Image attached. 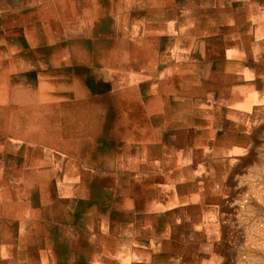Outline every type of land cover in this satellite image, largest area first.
Returning a JSON list of instances; mask_svg holds the SVG:
<instances>
[{
	"label": "crops",
	"instance_id": "crops-1",
	"mask_svg": "<svg viewBox=\"0 0 264 264\" xmlns=\"http://www.w3.org/2000/svg\"><path fill=\"white\" fill-rule=\"evenodd\" d=\"M204 5L205 33L178 28L173 47L166 34L123 60L68 56L25 74L10 111L0 100V264H226L212 218L264 114V0ZM181 210L209 218L205 237L165 261L158 218Z\"/></svg>",
	"mask_w": 264,
	"mask_h": 264
},
{
	"label": "rangeland",
	"instance_id": "rangeland-1",
	"mask_svg": "<svg viewBox=\"0 0 264 264\" xmlns=\"http://www.w3.org/2000/svg\"><path fill=\"white\" fill-rule=\"evenodd\" d=\"M204 4L205 0H0V100L10 111L22 90L27 91L21 86L25 74L33 71L40 79L44 70L51 71L46 65L68 56L97 58L111 51L113 57L123 60L124 56L135 57L138 49L159 47L166 34H171L167 41L173 47L176 40L171 32L178 28L193 27L195 32L205 33L208 26L193 20L204 18L209 8ZM254 13L251 8L244 9L246 34L254 32ZM251 40L247 37L246 43ZM246 126L255 129L254 143L236 170L228 196L218 202L223 215L212 218L214 225L226 227L219 234L226 242L222 260L226 264L246 261L243 250L248 247L264 259V226L251 222L253 213L264 212L263 177L255 171L264 159V114ZM4 127L7 130V122ZM249 205L256 209L250 215ZM178 212L158 218L165 228L159 234L163 245L159 256L165 261L187 258L189 251H195L189 241L205 237L195 228L208 223L209 218L198 212ZM256 259L258 262L260 257Z\"/></svg>",
	"mask_w": 264,
	"mask_h": 264
},
{
	"label": "bare ground",
	"instance_id": "bare-ground-1",
	"mask_svg": "<svg viewBox=\"0 0 264 264\" xmlns=\"http://www.w3.org/2000/svg\"><path fill=\"white\" fill-rule=\"evenodd\" d=\"M262 163V164H261ZM260 164V167H256L257 168V170H255V171H257L256 172V175H258L259 177H263L262 179H263V181H262V183L264 184V159L262 160V162H261ZM259 166V165H258ZM249 204V203H248ZM249 207H250V210H252L251 212H250V210H249V208H248V211L250 212L249 213V215L251 214V213H253L254 211L253 210H256L255 209V205H254V207H253V205H249ZM246 209V208H245ZM259 210V209H258ZM255 212H257V211H255ZM252 219L253 220H251V222L253 221V223H256V224H258L259 226H264V212H262L261 211V213L260 212H258V213H253V217H252ZM255 235V234H254ZM254 235H253V237H254ZM255 237H257V236H255ZM262 237V236H261ZM264 239V238H263ZM263 241V240H262ZM261 241V242H262ZM246 247H248V246H246ZM243 253L245 254V260L246 261H244L243 259H240L241 260V262L239 261V263L240 264H259V262H260V260L262 259L261 258V256L259 255V256H257L258 254H256L255 253V251H253L251 248H246L245 250H243ZM260 254V253H259ZM264 256V255H263ZM258 257H260V260H258V262H257V259L256 258H258ZM243 260V261H242ZM262 263L261 264H264V259H262V261H261ZM238 264V263H237Z\"/></svg>",
	"mask_w": 264,
	"mask_h": 264
}]
</instances>
